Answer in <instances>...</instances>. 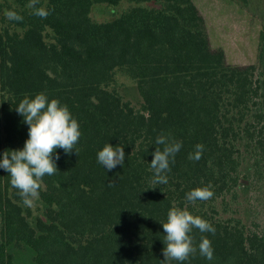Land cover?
Returning <instances> with one entry per match:
<instances>
[{
	"label": "trees",
	"instance_id": "16d2710c",
	"mask_svg": "<svg viewBox=\"0 0 264 264\" xmlns=\"http://www.w3.org/2000/svg\"><path fill=\"white\" fill-rule=\"evenodd\" d=\"M245 8L254 0H232ZM30 0H0V159L21 150L29 126L16 111L44 93L66 105L80 127L72 154L57 149V172L42 178L37 211L23 205L0 169V264H181L166 262L165 233L172 207L208 221L214 258L183 264H264V67L229 63L212 42L196 0H39L50 12L34 16ZM130 4L113 20L92 17L96 5ZM6 10L22 21L9 20ZM264 37V36H263ZM138 86L141 109L117 88ZM182 142L168 183H153L156 138ZM106 144L123 147L111 171L97 161ZM203 144L199 161L189 159ZM245 181H248L246 183ZM211 186L208 201L186 194ZM246 188L248 217L237 216Z\"/></svg>",
	"mask_w": 264,
	"mask_h": 264
},
{
	"label": "clouds",
	"instance_id": "9594fccd",
	"mask_svg": "<svg viewBox=\"0 0 264 264\" xmlns=\"http://www.w3.org/2000/svg\"><path fill=\"white\" fill-rule=\"evenodd\" d=\"M39 0H30L27 5L32 9L34 16L46 19L50 12L44 7H36ZM5 17L9 20L22 21L23 17L15 11L6 10ZM19 115L24 117V123L29 126L28 139L23 149L10 150L3 153L0 159V169L6 171L10 176V184L18 190L23 205L34 208L40 198L42 178L55 175L58 168L56 161L60 159L55 155L57 149H63L66 154H72L79 142L81 131L78 121L73 118L69 108L61 105L58 99L50 102L44 93L35 95L33 99L25 97L16 107ZM154 158L150 163L154 172L153 183L166 185L168 183L167 173L171 171L170 163L174 162L176 154L182 148V142H169L168 138L160 135L156 138ZM204 151L203 144L195 145V150L189 154V159L199 161ZM97 161L108 171L125 162V151L123 147H113L106 144L97 153ZM211 186L197 187L186 194V200L191 203L196 201H208L214 196L210 190ZM166 234L163 242V256L166 262L178 261L183 264L194 256L197 251L199 255L211 261L214 258V249L211 240L202 236L198 246L194 243L191 235L193 229L201 233L215 234L216 229L206 220L194 216L186 209L172 207L167 214V221L160 222Z\"/></svg>",
	"mask_w": 264,
	"mask_h": 264
},
{
	"label": "rangeland",
	"instance_id": "374dc122",
	"mask_svg": "<svg viewBox=\"0 0 264 264\" xmlns=\"http://www.w3.org/2000/svg\"><path fill=\"white\" fill-rule=\"evenodd\" d=\"M203 12L213 45L223 48L229 63L248 65L260 62L264 67V0H254L244 7L232 0H196ZM128 2L120 6L96 5L92 11L95 21L105 22L115 19L129 8ZM118 90L126 101L137 109L143 106V98L133 80L120 77ZM239 204L235 207L237 216L248 217L249 204L247 190L241 187ZM34 210L37 211L35 204ZM17 259L24 264H35L34 253L25 248L16 251Z\"/></svg>",
	"mask_w": 264,
	"mask_h": 264
},
{
	"label": "water",
	"instance_id": "95a60500",
	"mask_svg": "<svg viewBox=\"0 0 264 264\" xmlns=\"http://www.w3.org/2000/svg\"><path fill=\"white\" fill-rule=\"evenodd\" d=\"M246 183H248V181H245Z\"/></svg>",
	"mask_w": 264,
	"mask_h": 264
}]
</instances>
